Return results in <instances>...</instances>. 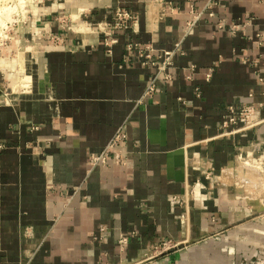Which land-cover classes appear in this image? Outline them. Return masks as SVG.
<instances>
[{
	"label": "crops",
	"instance_id": "1",
	"mask_svg": "<svg viewBox=\"0 0 264 264\" xmlns=\"http://www.w3.org/2000/svg\"><path fill=\"white\" fill-rule=\"evenodd\" d=\"M45 3L21 86L0 75V264H264L236 178L264 172V0ZM231 105L262 121L224 128Z\"/></svg>",
	"mask_w": 264,
	"mask_h": 264
},
{
	"label": "rangeland",
	"instance_id": "2",
	"mask_svg": "<svg viewBox=\"0 0 264 264\" xmlns=\"http://www.w3.org/2000/svg\"><path fill=\"white\" fill-rule=\"evenodd\" d=\"M23 1L0 0V75L5 77L6 82H13L15 89L21 86L23 77L21 70L25 69L24 53L34 43L37 27L45 23L41 10L47 0H32L27 6ZM19 2L22 4L18 5ZM36 7L39 13L35 19L38 11ZM28 54L30 53H26L27 56ZM10 72H13L12 75ZM251 159L250 157L244 159V164L251 169L244 173L245 176L236 178L240 188L243 187L241 194L254 208L255 214L249 219L264 227V172H261V166L253 163ZM260 160H264V156L260 157Z\"/></svg>",
	"mask_w": 264,
	"mask_h": 264
},
{
	"label": "built area",
	"instance_id": "3",
	"mask_svg": "<svg viewBox=\"0 0 264 264\" xmlns=\"http://www.w3.org/2000/svg\"><path fill=\"white\" fill-rule=\"evenodd\" d=\"M216 1L217 0H207L205 8L211 10L213 8L214 4H216ZM116 15L119 18H124V19L125 18H128V19L132 18V15L130 12L123 11L121 9H118L116 11ZM201 15H202V12H194V10H191V16L186 22V32H189L192 30V28L199 21ZM209 15L213 16V12L212 11L209 12ZM232 27H233V29H236L238 27V25L234 24ZM106 44H109V42L106 41ZM179 45H180V43H177L174 50L165 51L163 61L158 66V70L160 72L164 73L165 78H168V79L170 78V73L168 71V68L172 64V56L174 54V51L178 50ZM146 49H148V48H146ZM140 52H141V56H143L145 59L143 61L144 64H152V65L156 64V62L153 60L152 55L150 53H145L142 50ZM192 67H194V66H192ZM209 76H210V74H208V77ZM153 88H154V84L152 82L148 86L146 92L150 93L151 91H153ZM255 113H256V109L254 106H251V105H241V106L231 105L229 107V114L223 120L222 126L224 128H228L230 125H235L240 121V122L244 123L240 129L251 128V127L259 124L262 121L261 119L255 118ZM125 138H126V132L123 130V128H119L117 130V132L113 135V137L110 139L105 150L99 154H93L92 155V157H91L92 166H95L98 163L106 164V162L110 156V153H111V148H113L115 145L119 144ZM117 160H120V159L117 158ZM170 200L172 201V203L177 204V203H180L183 199L180 196H172L170 198ZM176 247H178V245L173 244L171 242V240H164L161 242V244L154 246L153 251L154 252L168 251V250L176 248ZM154 252L152 254H148L146 256V258H150V257L155 256Z\"/></svg>",
	"mask_w": 264,
	"mask_h": 264
},
{
	"label": "bare ground",
	"instance_id": "4",
	"mask_svg": "<svg viewBox=\"0 0 264 264\" xmlns=\"http://www.w3.org/2000/svg\"><path fill=\"white\" fill-rule=\"evenodd\" d=\"M20 1H22V0H20ZM30 1H32V0H24L23 3L26 4L25 6H27V4H28ZM20 4H22V3L19 2L18 5H20ZM29 4H30V3H29ZM33 9H34V8H33ZM34 12H35V10H34ZM28 50H29V49H28ZM23 51H25V50H23ZM23 59H24V58H23ZM25 62H26V61H25ZM25 62H24V63H25ZM24 63H23V64H24ZM24 65H25V64H24ZM24 70H25V69H24ZM25 73H26V72H25ZM26 74H27L28 76H30L28 73H26Z\"/></svg>",
	"mask_w": 264,
	"mask_h": 264
}]
</instances>
